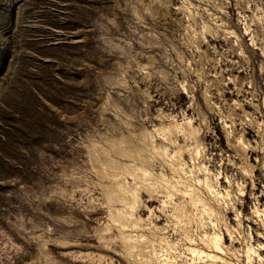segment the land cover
Returning <instances> with one entry per match:
<instances>
[{
  "label": "rangeland",
  "instance_id": "obj_1",
  "mask_svg": "<svg viewBox=\"0 0 264 264\" xmlns=\"http://www.w3.org/2000/svg\"><path fill=\"white\" fill-rule=\"evenodd\" d=\"M0 264H264V0H0Z\"/></svg>",
  "mask_w": 264,
  "mask_h": 264
}]
</instances>
